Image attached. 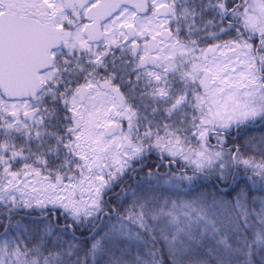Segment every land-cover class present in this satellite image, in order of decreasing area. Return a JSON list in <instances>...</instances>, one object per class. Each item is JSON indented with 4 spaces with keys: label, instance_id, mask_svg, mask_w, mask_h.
I'll return each instance as SVG.
<instances>
[{
    "label": "snow or ice",
    "instance_id": "6c2138e0",
    "mask_svg": "<svg viewBox=\"0 0 264 264\" xmlns=\"http://www.w3.org/2000/svg\"><path fill=\"white\" fill-rule=\"evenodd\" d=\"M0 264H264V0H0Z\"/></svg>",
    "mask_w": 264,
    "mask_h": 264
}]
</instances>
